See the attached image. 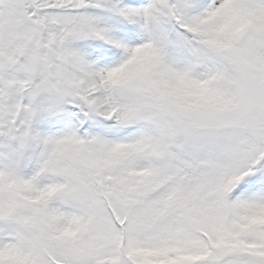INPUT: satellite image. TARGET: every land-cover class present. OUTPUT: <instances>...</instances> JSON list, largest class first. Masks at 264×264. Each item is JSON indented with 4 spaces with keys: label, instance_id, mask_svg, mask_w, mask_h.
<instances>
[{
    "label": "snow or ice",
    "instance_id": "1",
    "mask_svg": "<svg viewBox=\"0 0 264 264\" xmlns=\"http://www.w3.org/2000/svg\"><path fill=\"white\" fill-rule=\"evenodd\" d=\"M0 264H264V0H0Z\"/></svg>",
    "mask_w": 264,
    "mask_h": 264
}]
</instances>
